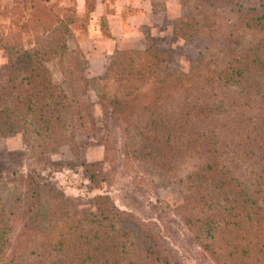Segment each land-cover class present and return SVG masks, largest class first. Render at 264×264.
<instances>
[{
    "label": "trees",
    "instance_id": "obj_1",
    "mask_svg": "<svg viewBox=\"0 0 264 264\" xmlns=\"http://www.w3.org/2000/svg\"><path fill=\"white\" fill-rule=\"evenodd\" d=\"M189 14L173 23L183 40L203 37L206 51L187 71L167 63L152 38L144 49L116 50L94 87L109 127L105 161L117 153L153 189L178 188L172 209L212 264H264V0H179ZM96 0L79 15L75 0H0V138L21 135L32 157L93 130L84 93L88 60L71 42L87 29ZM101 27L108 35L105 18ZM62 75L56 82L49 64ZM104 161V162H105ZM93 182L104 163L84 164ZM25 179L27 215L39 211L49 183ZM17 198L15 205L20 203ZM96 211H52L45 227L27 229L19 264H180L155 221L120 210L109 196ZM16 220L0 188V256L11 249Z\"/></svg>",
    "mask_w": 264,
    "mask_h": 264
},
{
    "label": "rangeland",
    "instance_id": "obj_2",
    "mask_svg": "<svg viewBox=\"0 0 264 264\" xmlns=\"http://www.w3.org/2000/svg\"><path fill=\"white\" fill-rule=\"evenodd\" d=\"M173 10L171 7V12ZM182 13V16L189 14V9L183 8ZM144 31L147 44L152 37L151 33ZM79 33L83 34L82 31ZM152 40L157 47L169 52L167 63L170 66L184 71L206 51L208 45L203 37L186 41L167 33ZM71 44L72 47L78 45V39L74 38ZM94 64L96 65L95 62ZM49 68L54 81L60 82L62 75L55 65L50 63ZM6 72L7 58L5 53L0 51V79ZM83 75L91 85L90 90L84 93V98L91 109L94 124L92 132L69 135L65 145L57 151L35 157L25 148L21 135L0 138V188L7 207L15 209L16 212L12 247L6 255L0 256V264H19L26 261L28 252L24 247L27 243L24 233L28 228L45 227L52 211L67 212L71 215L95 212V199L103 195L109 196L120 210L131 214L132 217L143 222H157L165 243L180 264H212L192 243L190 230L172 213L173 208L183 203L181 191L165 182L157 184L153 189L152 183L144 179L137 166L121 159L118 128L114 130L117 153L115 151L113 158L105 161L103 139L109 122L93 89L98 86V78L104 74L90 72L85 68ZM97 162L104 163L107 175V179L100 183L91 181L84 168V164ZM29 175L37 177L36 180H41V183L46 182L53 186V189H45L39 211L31 216L27 215L29 206L24 198L27 194L25 179ZM19 197L20 203L15 205Z\"/></svg>",
    "mask_w": 264,
    "mask_h": 264
},
{
    "label": "crops",
    "instance_id": "obj_3",
    "mask_svg": "<svg viewBox=\"0 0 264 264\" xmlns=\"http://www.w3.org/2000/svg\"><path fill=\"white\" fill-rule=\"evenodd\" d=\"M75 4L78 14L84 15L86 0H75ZM182 11L179 0H96L87 29L82 35L81 31L75 33L88 60L86 69L104 74L116 50L144 49V30L152 38L165 33L174 35L173 23L182 16ZM103 18L108 35L101 27Z\"/></svg>",
    "mask_w": 264,
    "mask_h": 264
}]
</instances>
